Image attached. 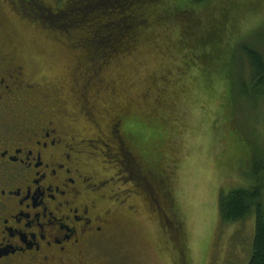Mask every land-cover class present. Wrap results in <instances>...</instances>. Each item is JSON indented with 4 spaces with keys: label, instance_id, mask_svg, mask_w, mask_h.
<instances>
[{
    "label": "rangeland",
    "instance_id": "rangeland-1",
    "mask_svg": "<svg viewBox=\"0 0 264 264\" xmlns=\"http://www.w3.org/2000/svg\"><path fill=\"white\" fill-rule=\"evenodd\" d=\"M5 1L0 0V43L12 49L27 78L68 88L73 78H103L118 86V103L138 98L150 86L155 93L163 92L158 93L164 96L160 119L146 120L148 105L137 111L146 134L166 142L158 147L156 160L147 153L155 165L144 166V177L162 203L165 199L174 204L190 264H247L254 214L225 224L219 198L232 189L250 186L253 159L264 153V89L252 92L249 67L240 53L241 46H249L264 60V0L186 5L183 9L188 14L169 21L167 32H157L154 39L146 37L129 54L113 57L95 75V52L86 49L84 41L75 43L82 36L80 31L64 35L49 28L46 10L38 17L36 4L8 0L7 5ZM60 1L43 0L53 7L61 6ZM187 23L193 31L186 35ZM212 32H219L220 42L215 47L202 45ZM105 103L110 111L114 109L113 98H106ZM98 159L105 162L101 164L106 174H112L110 166L116 160ZM160 176L167 177L169 190H165L171 198L162 197ZM138 184L137 192L144 191L151 201L150 191ZM121 187L125 193L118 199H125L124 205L131 210L118 211L120 228L100 246L98 258L107 264H176L178 240L165 236L158 211L161 204L141 195L126 198L132 196L128 193L132 187L129 183ZM168 232L172 237L173 232Z\"/></svg>",
    "mask_w": 264,
    "mask_h": 264
},
{
    "label": "flooded vegetation",
    "instance_id": "flooded-vegetation-1",
    "mask_svg": "<svg viewBox=\"0 0 264 264\" xmlns=\"http://www.w3.org/2000/svg\"><path fill=\"white\" fill-rule=\"evenodd\" d=\"M71 83L68 88L27 78L12 49L0 43V264H107L98 249L120 228L118 211L131 210L118 199L124 183L132 187L126 198L150 199L137 192L140 182L152 202L170 204L147 186L141 147L127 128L141 105L150 107L146 120L160 119L162 91L150 86L118 103L111 81ZM101 156L116 160L112 174ZM160 180L162 197L171 198L167 177Z\"/></svg>",
    "mask_w": 264,
    "mask_h": 264
},
{
    "label": "trees",
    "instance_id": "trees-1",
    "mask_svg": "<svg viewBox=\"0 0 264 264\" xmlns=\"http://www.w3.org/2000/svg\"><path fill=\"white\" fill-rule=\"evenodd\" d=\"M33 1L36 2L38 17L42 15L43 10L50 14L46 16L49 28L64 32V35L81 32L82 36L75 38V43L84 41L86 49L95 52V60L92 63L96 66L92 69L95 75L113 57L129 54L146 37L154 39L158 36L157 32H167L169 21L188 14V10L183 9L184 6L195 7L207 0H61L62 5L59 7L50 6L43 0ZM175 3L177 4L172 7ZM183 19L188 21L189 18ZM183 31L187 35L193 30L187 23ZM219 38V32H212L200 43L215 47L220 42ZM240 48V53L249 67L250 88L253 93H258V90L264 89V60L249 46L243 45ZM137 118L139 117L134 114L128 121L127 128L139 142L145 166L155 165V162L150 160H156L158 147L166 142L164 139L157 140L159 138L154 135L148 136L146 128L143 127L144 122ZM134 126L138 128L134 129ZM158 142L160 143L157 145ZM147 153L151 154L152 159L147 158ZM259 154V157H254L252 163V184L232 189L219 198L220 218L225 224L243 221L254 214V240L251 258L247 264H264V153ZM149 183L147 182V186ZM169 205H160L163 213L160 223L163 230L167 231L166 238L178 240V259L175 263L190 264L181 220L179 221L175 209L171 212L167 210ZM170 230L173 232L172 237L169 236Z\"/></svg>",
    "mask_w": 264,
    "mask_h": 264
}]
</instances>
